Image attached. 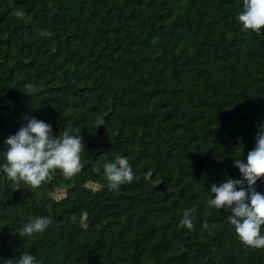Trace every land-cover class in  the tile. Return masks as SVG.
I'll return each mask as SVG.
<instances>
[{"label": "trees", "instance_id": "16d2710c", "mask_svg": "<svg viewBox=\"0 0 264 264\" xmlns=\"http://www.w3.org/2000/svg\"><path fill=\"white\" fill-rule=\"evenodd\" d=\"M242 11L243 0H0V264L24 253L37 264H264L230 210L207 203L213 183L242 178L234 162L264 124V29L242 31ZM25 115L56 138L81 135L80 173L56 169L36 189L7 178L4 141ZM116 155L134 179L110 190L92 169ZM255 187L264 194V178ZM55 188L65 195L48 196ZM188 208L192 230L179 227ZM34 217L51 223L21 236Z\"/></svg>", "mask_w": 264, "mask_h": 264}, {"label": "clouds", "instance_id": "9594fccd", "mask_svg": "<svg viewBox=\"0 0 264 264\" xmlns=\"http://www.w3.org/2000/svg\"><path fill=\"white\" fill-rule=\"evenodd\" d=\"M13 15L18 19L24 18V12L20 10L14 11ZM238 21L242 31L259 34L264 29V0H243V11L238 15ZM40 35L50 38L53 33L42 30ZM23 120L27 123L4 141L7 150L3 172L9 180L17 184L23 182L36 189L43 182L51 180L56 169L61 170L65 178L81 172V152L85 146L80 134L74 135L71 134L72 130H65L56 138L50 124L27 115ZM103 125V119H98L95 128ZM234 166L239 169L242 178H227L223 183H213L208 207L230 210L228 222L234 226L239 241L245 247L264 249V235H261L264 226V194L255 187L257 181L264 178V124L260 125L256 145L248 152L246 163L237 158ZM101 168L110 190H119L123 184L131 183L134 179L133 169L126 157L116 155L113 160L103 163L97 160L92 170L99 173ZM194 212V208L184 211L180 228H194ZM75 219L73 216L72 220ZM50 223L46 217H34L19 234L30 238L35 233L44 232ZM215 227L212 225V228ZM203 229L212 234L207 222L203 224ZM3 264H37V261L33 255L24 253L15 260H4Z\"/></svg>", "mask_w": 264, "mask_h": 264}, {"label": "rangeland", "instance_id": "374dc122", "mask_svg": "<svg viewBox=\"0 0 264 264\" xmlns=\"http://www.w3.org/2000/svg\"><path fill=\"white\" fill-rule=\"evenodd\" d=\"M87 186H89L92 189H98L100 187V185L98 183H95V182H92V181H89L87 183ZM47 195L50 196V197H53L55 199H60V198H62L65 195V189H63V188H55L52 191H48Z\"/></svg>", "mask_w": 264, "mask_h": 264}]
</instances>
